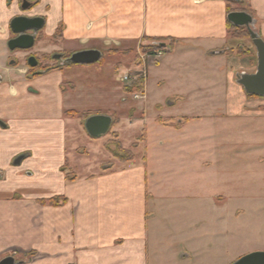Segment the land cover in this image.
<instances>
[{"label":"crops","instance_id":"0c3cea01","mask_svg":"<svg viewBox=\"0 0 264 264\" xmlns=\"http://www.w3.org/2000/svg\"><path fill=\"white\" fill-rule=\"evenodd\" d=\"M29 1L34 7L23 10V0H0V262L13 257L17 264H234L245 255L264 252L263 233L258 242L249 238L258 226H264L263 211L251 210L244 228L239 221L246 211L223 213L215 221L220 228L212 232L225 235L229 246L221 252H208L202 241L194 245L176 241L175 234H182L184 229L173 224L170 215L164 218L170 223H161L155 211L165 197L155 193L159 182L154 174V180L149 179L146 165L120 162L121 167L89 177L71 172L72 167L67 168L69 154L79 148L69 145L74 132L68 126L87 113L75 110L67 98L75 89H66L65 68L34 76L30 68L18 66L9 55L8 43L16 37L11 21L19 16L42 17L45 26L38 37L53 39L63 25L60 42L78 52L108 51L131 41L169 38L176 41L174 50L184 49L189 57L204 60L216 73L224 72L226 60L240 63L234 73L239 76L248 73L254 58L240 57L236 51L243 40L232 38L228 32L227 0ZM244 2L255 20L256 32L264 40V0ZM246 47L257 56L256 49ZM20 52L13 51L14 57ZM234 74L231 83L237 107L230 115L239 121L263 124L252 144L264 152V97L249 98L233 81ZM215 85L211 81L201 87V107L216 98L206 94V89L214 90ZM97 112L91 115L108 116V109ZM203 114L207 117L202 119L217 117L209 111ZM197 116L200 112L186 119H201ZM163 126L174 127L175 123ZM20 157L21 164L15 165ZM258 162L264 163V155ZM199 213L195 226L206 229L210 223L207 213ZM167 237L170 240L165 242Z\"/></svg>","mask_w":264,"mask_h":264},{"label":"rangeland","instance_id":"374dc122","mask_svg":"<svg viewBox=\"0 0 264 264\" xmlns=\"http://www.w3.org/2000/svg\"><path fill=\"white\" fill-rule=\"evenodd\" d=\"M230 7L239 8L233 3ZM60 39L45 40L39 35L35 47L21 51L17 58L13 51L9 52L11 61L16 59L18 66L29 68L27 57L30 55L35 54L36 59L42 60L49 54L67 52L71 57L79 51ZM241 40L243 43L236 47L237 52L248 49L246 45L255 50L251 39ZM175 45L176 41L169 38H146L101 50V60L93 65L68 66V63L52 61L44 66L50 70L65 68L66 89H75V94L67 98L75 110L87 113L84 118L82 115L69 123V130L74 132L69 145L79 150L70 152L67 168L72 167L71 172L81 177H89L121 167L113 156L118 153L119 140L124 149L134 152L135 163L149 168V179L154 180L151 179L154 174L158 180L155 193L165 199H161L155 213L159 212L163 225L170 223L164 220L170 215L173 224L184 229L182 234H175L176 241L184 245L202 241L207 244L208 252H221L229 246V241L225 235L212 232L220 228L215 222L217 218L242 209L246 215L241 216L239 225L244 228L251 210L264 212V163L258 162L264 152L257 151L256 148H262H254L252 144L256 135L261 134L263 124L254 120L239 121L230 115L237 107L231 75L240 63L230 64L226 60L224 72L216 73L204 60L189 57L184 49L174 50ZM159 52L162 55L157 57ZM247 68L248 73H255L257 63ZM37 70L32 69V74ZM16 74L19 75L17 71ZM237 80L238 75L234 74L233 81ZM211 81L215 82L216 89H206V94L209 98L212 93L216 98L201 107L199 96L204 90L200 89ZM140 83H143L142 92H137ZM107 109L108 116L114 119L109 132L92 138L85 128L88 116ZM202 111L217 117L202 119L206 115ZM199 112L197 117L201 119H186L191 113ZM166 115L176 118L167 119ZM169 122L175 126H163ZM200 210L207 213L210 221L206 229L195 226ZM257 228L249 238L258 242L264 226ZM169 240L167 237L164 241Z\"/></svg>","mask_w":264,"mask_h":264},{"label":"water","instance_id":"95a60500","mask_svg":"<svg viewBox=\"0 0 264 264\" xmlns=\"http://www.w3.org/2000/svg\"><path fill=\"white\" fill-rule=\"evenodd\" d=\"M31 4L24 2L23 10L30 9ZM228 21L236 27L247 28L252 43L257 52V68L255 73H243L238 76L237 83L242 86L249 95L264 97V40L255 30V20L247 12H231ZM45 26V19L42 17L19 16L10 23L12 33L16 36L8 43L11 51H27L35 47L36 36ZM102 58V53L98 50H85L74 53L68 60L73 65H93ZM38 64L36 58L32 57L29 61L31 67ZM113 124V119L107 115L91 116L85 128L92 138H100L106 135ZM23 157L18 158L14 164L20 165ZM0 264H17L15 258L8 257L3 259ZM234 264H264V252H254L243 256Z\"/></svg>","mask_w":264,"mask_h":264},{"label":"trees","instance_id":"16d2710c","mask_svg":"<svg viewBox=\"0 0 264 264\" xmlns=\"http://www.w3.org/2000/svg\"><path fill=\"white\" fill-rule=\"evenodd\" d=\"M227 2L229 3V5H231L232 3L235 4V5H238L239 8L238 9H232L231 7H229V13L231 12H235V11H239V12H247V9L244 8V5H243V0H227ZM248 13V12H247ZM251 15V14H250ZM63 32H64V26L61 25L57 32H56V35L55 37L57 38H62L63 37ZM228 32L229 34L232 36V38L234 39H251V36H250V33L248 31L247 28H240V27H236L234 26L232 23H230L228 21ZM242 49V48H241ZM238 55L240 57H245V56H249L250 58H254V61L252 62V65H255L257 63V56H256V53H252L250 50L246 49V48H243V51L242 50H239L238 52ZM73 64H68V66H72ZM74 66V65H73ZM47 71V70H46ZM41 73V70H37L35 73H33L32 75L36 76V75H39ZM142 86H143V83H140V87L139 85L136 87L138 90H136L137 92H142L141 89H142ZM248 97L249 98H259L258 96H254V95H249L248 94ZM68 114H76L74 112H67ZM85 115V114H84ZM84 115H83V118H84ZM92 115L90 114L88 117L90 118ZM117 125L118 124V121L115 122ZM142 139V138H140ZM117 146V149H118V153L113 155L116 159H118L120 162H123V163H128V162H132L134 159H135V154L133 151H130V150H126L124 149V147L122 146L121 142L118 140V143L116 144ZM108 147V146H107ZM68 180H75V178H71L70 176H67ZM57 203V202H55ZM59 203V202H58Z\"/></svg>","mask_w":264,"mask_h":264},{"label":"flooded vegetation","instance_id":"af4514ba","mask_svg":"<svg viewBox=\"0 0 264 264\" xmlns=\"http://www.w3.org/2000/svg\"><path fill=\"white\" fill-rule=\"evenodd\" d=\"M25 1H27V2H29L31 4V7L30 8L34 7V3L33 2H30L29 0H23L22 6H23V4H24ZM37 38H38V35L36 36V42H37ZM35 56H37V55L33 54V55H30V56L27 57L28 67L30 68V70H32V69H39V70H41V72L46 71V70L47 71L50 70L48 68H45L46 67V66H44L45 64L46 65H50V62L54 61V62H63L66 65L68 63L67 60L70 58L68 56V53L67 52H62V53H58V54H49V55L43 56L42 57L43 58L42 60L36 59L37 62H38L37 66L36 67H31L29 65V61H30V59L32 57L36 58ZM48 56H50L51 58L48 57ZM68 64H70V63H68Z\"/></svg>","mask_w":264,"mask_h":264},{"label":"built area","instance_id":"2783aa9c","mask_svg":"<svg viewBox=\"0 0 264 264\" xmlns=\"http://www.w3.org/2000/svg\"><path fill=\"white\" fill-rule=\"evenodd\" d=\"M158 54V55H157ZM156 56L159 57L162 55V52L157 53ZM125 80H128V78H125ZM2 173L0 172V179L2 178Z\"/></svg>","mask_w":264,"mask_h":264}]
</instances>
